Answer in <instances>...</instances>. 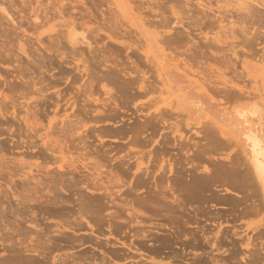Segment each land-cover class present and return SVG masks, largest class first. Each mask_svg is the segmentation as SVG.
Returning <instances> with one entry per match:
<instances>
[{"label": "rangeland", "instance_id": "rangeland-1", "mask_svg": "<svg viewBox=\"0 0 264 264\" xmlns=\"http://www.w3.org/2000/svg\"><path fill=\"white\" fill-rule=\"evenodd\" d=\"M61 1L0 0V9L4 7L6 9L5 11H7V13L9 12L8 14H11V16H9L13 19H8L7 16L0 12V228L3 229L0 231V234L5 235L6 237L8 236L7 240L12 236L14 242L11 241V239V244L17 241H20V244H22L21 242L25 241V244L28 248L30 246H35L33 244H36L38 239L41 240L43 237L47 239V236H45L46 234L49 235L52 239H50L52 244L49 242L50 240L48 239L50 237L48 236L49 238L47 239L46 243L39 246L36 245V247H38L36 248L38 255H33L31 253L33 257H30V261L32 258H35L36 260L32 259L33 261L35 260V262L31 261L30 264H40L42 261H46L47 264H50L51 261L55 262L53 261L55 259V263L59 264L57 263V257L63 259L67 255L70 257L68 260V257H66L67 264L69 260L70 262L72 261L69 264H74L75 262L78 264H93L92 262L96 260L95 257H97V259L99 258V261L96 260L94 264H99L97 262H100L103 258L104 261H101L103 264H136L137 262V264H198L202 262L204 263L205 261L207 264V261L213 256V260L217 259V257L220 255V251L217 254L214 248L211 247L210 249L209 244L214 242L212 238L209 239V244L206 243L205 240L200 241L199 238L198 240L200 243L198 241V246H196L193 250L190 248L183 249V241L189 237V235L186 233L187 231H194L201 235L203 239L206 236L208 237L207 233H209L208 231L212 228V226L210 227V222L213 218H216L215 212L223 213V210H226L228 207L227 205H225L226 207L219 205V208L215 210V208H213V206L216 205L215 203L214 205L213 203L203 204L200 207L201 211L199 213L193 211H186L185 213L183 212V208L178 207L165 210L163 211V214L167 215V217L172 221V223L169 225L171 228L170 232L156 231L155 229L154 231L153 227H151V223H155L157 221L139 217L138 222H141V224L136 226L142 229V233H140V228L138 230L134 222L132 223L129 220V216L125 212L126 210H124L126 208L122 210L119 207L114 206V204L109 200L103 199L99 204V210L96 215L97 220L99 221L98 227L100 231L98 230V227L94 226L92 229L89 228L91 231L95 230V233H92L94 231L91 232L85 223L83 225L85 226V229L82 226L83 228L81 230L83 233L78 230V232H76L73 227L74 225L76 226L79 224V221L77 220L79 218L75 216L79 217L80 214V209L77 211L76 208L79 207H76V205L79 203L83 204L86 200L87 203L88 199L92 197L91 194L82 189L85 184L84 182L87 181V171L84 170L82 165L79 163L75 164V166H77V171L66 166L63 171H59L57 168L62 163L65 164V162H61L60 160L57 161L56 158L55 161L54 157H57V155H53L50 152L45 151L46 149H44V146H42V143H40L41 141L37 138V136H35V132H39L41 134L42 127L47 128L49 125V133L51 136H53L52 138H56L60 142L63 141L62 144H64L66 147L64 151L66 157V153L70 151L71 158L78 157L79 161L87 158L88 160L90 159L92 163L99 165L101 167L100 171L104 176L108 178H114L117 176L123 185H125V188L122 189V192H128V196L123 194L121 198L123 200L126 198L125 203L128 204V207L136 208L137 201H143V203L148 204L153 200V197L157 198L160 195V192H158L160 189L158 184L161 181L160 178L162 176L167 180L169 179L166 177L170 176L173 178L172 180V178L169 177L170 185L175 183V181L178 182V189L175 190L177 191L176 195L178 193L180 200H183V196L179 190V184H182L183 186V180H189V177H191L190 175H192L191 173H193V168L197 170V174H204L202 176H205L208 173L212 177L214 176V171L218 167L219 163H221L219 165H226L228 161L235 163L236 159H242L240 132L243 125L241 124L242 118L238 117L237 113L245 112L244 116L249 121L250 127L257 128V126L260 124L262 126L264 125V39H262V37H264V24L256 25V22H254L255 25L252 22V24H248L250 23L249 21H246V24L245 22L238 23L239 19H237V17L241 16L240 12H244L242 11L243 9L240 11L239 9L244 7L249 8V6H240V3H243L244 0H229L231 3L228 2V0H220V2L218 0H211L210 2H208L209 0H189L190 2L188 3L190 4L187 3V0H169L170 2H168V0H132L134 6L131 0ZM163 1H165L164 4H160ZM183 1L187 4H184ZM250 1L248 2V0H245L243 5L252 4L251 6L254 8L255 3H264V0L261 2L259 0V2L253 0L255 3H253L252 0ZM173 3L176 6H173ZM195 3H198V8L194 6H197ZM237 3L240 7L237 6ZM199 4H201L202 7L205 6V8H202ZM131 5L133 7H131ZM135 5L138 6L136 7ZM169 7H173L174 9L170 8V10H174L176 14L174 11V14L170 12ZM207 8L209 11L206 10ZM259 8V6H255V9L253 10L257 9V11L254 12H262L261 14H264V9L262 7L260 9ZM201 9H205L206 13L204 12L205 10L201 12ZM258 9L260 11H258ZM230 10H233L232 13ZM162 12L165 14V16ZM203 13L206 14V16H208L207 18L210 19L208 20L206 17L202 18ZM161 15L163 20L167 21L169 24L165 21L163 22V20L160 18ZM184 15L187 17V20L189 16H191V18L192 16H195V19L192 18L189 19V21L197 20L196 22H200L197 26L198 30L195 27L198 23L194 21L193 23L192 21H190L191 23L188 22L186 18L183 17ZM143 16H145V18ZM180 16H182V20L180 19ZM229 16L230 18H228ZM164 17L166 18L164 19ZM176 18L180 19L179 22H182L178 23ZM184 18L186 23L183 21ZM200 18H202V23L199 20ZM219 19L220 21L222 20L223 23L219 22ZM223 19L225 21H223ZM214 20L218 22H214ZM231 21L234 22V24H232ZM70 22H76L73 28L76 27L77 30L76 28L74 30L71 27ZM172 23H177V25H173ZM79 24L82 27H80ZM181 24H184V26ZM60 25L70 26V28L65 26L60 27ZM69 29L71 30L70 36H74L70 37L73 46H69L68 38L65 37V35L68 37L66 31H69ZM85 31L87 33H85ZM82 32L85 33L83 34L86 36V38ZM89 32L92 34L89 35ZM252 33H254L253 36ZM56 34H60V36L57 35V37ZM255 34H257L256 37L254 36ZM82 35L85 40H92H86L89 42V45H87V42L81 41L82 39L80 38H82ZM259 36L261 37L259 38ZM159 38L163 40L160 41ZM167 40H169V42L165 44L164 42ZM62 42H64V44ZM162 43L164 45H162ZM74 50L75 53L77 51L78 53L75 54ZM68 53L69 56H67ZM77 54L79 55L75 56ZM70 56L71 59H68ZM66 57L68 58L66 59ZM73 57L75 58V62L72 59ZM172 57L173 59H171ZM83 67L86 68L84 70L86 73H84ZM112 74L114 75L113 77L116 81L113 83H111L113 78H110L112 77ZM115 74H117L116 76L120 80L123 79V81H120L118 78L117 80ZM125 74L129 76V82L131 83L133 81L135 82V85L131 83L133 84L131 86L130 83H126L128 82V76H124ZM138 76H141L140 79L143 78V80H139ZM198 78H202V80H199ZM140 81H144L143 83L146 85L145 88H149L151 85L150 91L152 89L154 91L148 92L147 89H144L147 90L145 93L143 90L139 91L138 85L141 83ZM147 81H149V83L151 81L149 87L147 86ZM123 82L126 83L125 86V83ZM208 82L211 83L209 84ZM121 83H123V86L125 87L124 89L122 88L123 86L120 88ZM127 84L131 87L127 86ZM113 85L115 87L118 85V88L121 92H118V88L116 89ZM212 85L215 86V89L212 87ZM102 87H104V89L106 88L105 90L111 89L113 93L117 92L114 94V97L112 96L113 98L111 99L113 100L109 99L108 96L103 94L104 91L102 90ZM127 88L129 90L130 88L133 89H131L130 92L124 93V91H126L125 89ZM135 89H138L137 91L139 92H137ZM225 89L230 90V93ZM208 90H212L211 93L213 95ZM135 91L141 94H139V96L138 94L134 96L136 93ZM158 91H160V93H158ZM112 92L110 95H113ZM146 92L148 93L146 94ZM130 93H132V95ZM235 94L237 97H235ZM241 94H243V97ZM239 97L241 99H239ZM247 97L248 99L246 100ZM152 101L155 106L151 103ZM141 105L144 106L142 107ZM145 105L148 106L146 107ZM138 107H142L141 110H145L146 108V110H142V112ZM162 108L166 109L164 112L160 110L163 113H161V117H159L158 120V115H156V112L158 114L159 109ZM72 111L75 112L73 116L77 115L76 117L78 122L80 121V124L84 126V128L80 130V132H83V134L62 136L59 132V128L62 127L61 119L66 120L65 117L69 116L73 118ZM135 111L137 116L134 113ZM25 112H28V119L33 116L29 120V122L32 120V122H30L32 123L31 127L33 126L35 128L34 131L32 127L33 132L29 129L30 125L25 126L23 122V118L26 116ZM153 112L156 116H153ZM248 112L249 114H247ZM56 113H58V115ZM150 113L152 114L151 116L153 119L150 118ZM134 115L137 118L134 117ZM139 115L142 117L145 115L146 117L149 116L147 118L152 119L154 123L150 124L151 127L147 129L146 133H141V135H137L136 133L138 136L136 137L133 135V132L130 131L135 126L141 124V121L146 118L143 117L142 119V117H139ZM34 116L36 119L35 122H39L36 124L37 127L33 125V123H35L33 121L35 120ZM70 117L68 120H76H74L76 117L73 119ZM138 117L141 121L136 120L139 119ZM154 117L157 118L154 119ZM132 118L135 119L133 120ZM129 119H131V121ZM56 120L58 122H56ZM132 120L136 125H133ZM257 120L259 122H257ZM55 122L56 124L53 126V123ZM149 122H151V120ZM213 122L215 125H213ZM39 124L40 126H38ZM216 125L219 126V130ZM129 126L132 129L129 128ZM208 128H210L215 135ZM221 128L224 130L225 134L228 133L230 138L229 136L227 137L221 135V133H223V131H220ZM205 132L210 134V136L213 138H211L209 135L207 137ZM117 133L120 135L112 136ZM211 133L214 136H212ZM161 135L168 137L165 138V140L168 139L165 145L168 146V144H171L173 147H170L169 145L168 148L170 149L165 147V149L169 151L165 150L166 153H158L159 155H157L155 153L158 151L156 149H159L158 145L163 144L161 143L163 142ZM219 138H221V140L223 139V142H220ZM214 140H217L216 143ZM220 143L222 145L224 144L225 146L220 145ZM178 148H180L182 151L178 150ZM42 150H44L46 154H44L45 152L41 153ZM66 150H68V152ZM236 155H239L240 157H237ZM128 156L134 157L132 161L135 159L140 160V158H142V162L150 167L149 174L147 177L143 178V182L139 188L135 187L137 180H135L132 176L134 167L131 169L132 166L129 168L123 166L122 171L117 169L120 166L119 163H124ZM229 156L232 157V160H229L231 158H229ZM88 160L86 163L91 162ZM13 162L15 163L12 164ZM168 162H172L171 164L176 166V171L174 170L175 174H172L174 177L168 173ZM15 166H18V168ZM160 166L164 167L165 174L162 171H158ZM44 169L46 170L43 171ZM11 170L16 172V175H11L13 174ZM46 171L48 175L45 173V176L42 174V172L44 173ZM49 171H52V173H49ZM189 171H191V173ZM7 173H9L12 177H9ZM59 173L61 174L62 179L59 177ZM158 173L163 175L161 176ZM29 176L35 179H31ZM84 176L85 180L83 181ZM45 177L48 180H46ZM58 177L60 178L59 181ZM37 181L41 182L37 183ZM79 183H81L82 186ZM177 184L175 185L176 187ZM42 189H44V193L42 192ZM31 193H33V195ZM23 194L25 195L24 198L22 197ZM207 194L210 195L211 192H208ZM42 195H46L48 198L44 197L42 200L41 198L38 199L40 202L39 203L37 198L40 196L43 198ZM169 195L170 194L167 195L168 198H170ZM216 195L219 197L223 196L224 193L219 192ZM232 196L233 195H231V197ZM25 197L27 198L26 200ZM226 197H230V195ZM31 200L34 203L30 202ZM116 201L117 203H120L121 200L118 199ZM24 202L28 204H25ZM39 205L41 206V209L42 207L45 208L41 210ZM77 212L79 213L78 215ZM224 213L226 214L227 211ZM259 213L260 214L247 217L239 222L229 221L231 217H228L229 214H226L227 222H223L222 227L227 228L228 231L232 232V227L237 226L241 227L242 232L246 229V225L253 227L259 221H264V209H261ZM49 214H51V216ZM87 216L90 217L89 214ZM25 217L26 219H24ZM31 217H34L33 220L36 219V224L40 225H38V229H42L41 233L44 234L42 238V234L40 235V232H38L40 230L35 229L33 225L29 224L30 222L28 221ZM195 219H197L198 225L190 227L189 225ZM72 220L77 221L72 224ZM83 222L80 223V225H82ZM66 223L71 224H67L66 228ZM59 224L66 228H61H64V234L63 232H57L59 230L56 229V232L59 235L62 234V237L57 235L54 229V226L59 227ZM146 224L149 225L148 228L147 226H144ZM68 225H73L71 230L68 229V227L70 228ZM18 226L19 229H17ZM95 227L97 229H95ZM9 228L11 230H8ZM48 228H53L55 234H50L51 232L48 231ZM26 229L30 230L27 231ZM44 229H47L49 233L44 231ZM72 229L77 234L74 233ZM149 229H152L153 231H151L153 233L148 234L147 232H151ZM263 230L261 232L262 234L264 233ZM35 231H37L38 233H36L40 236H37ZM145 231H147V234ZM239 231L240 230H238V232ZM25 232L27 235L28 232L29 234L34 232L35 234H32L36 235L38 238L35 236L33 238V235H30V237L29 235H26V238ZM157 232L158 234L160 232V234H156ZM163 232L164 234H169L170 237L165 238L166 235L164 236ZM248 232L249 231L242 233L241 236H245V234H247V237L255 238L253 243L256 247L255 250L250 248L252 250L251 252H254L255 254V252L260 251V249H264V237L256 240V236H254L252 232ZM14 233L15 235L18 233L17 236H24L25 238L16 237ZM2 235H0V240ZM143 235L144 237L151 236L154 239L157 237V239H155L156 241L153 239L151 240L152 242L150 241V243H148L146 240L149 241L150 238L148 237V239H143ZM5 236L3 237L4 239ZM158 236H161L162 238L164 236V241L166 240L164 242L165 245L162 242V238ZM28 237L30 240L33 239L31 241H34L36 238V242L34 241L32 244L33 246L30 244V242L27 243V240L29 239ZM53 237L55 239H53ZM138 238L143 240L140 241ZM45 239H42L39 242L43 243ZM69 239L75 243H72ZM7 240L5 239L6 243ZM87 240H89V243ZM10 241L8 242L7 246L3 244V247L5 248L6 246L8 248L9 245V248L12 249ZM159 241L160 244L157 243ZM229 241H232V239L229 238V240H227L228 243L226 241H223L224 244L222 243L224 247L222 248V251L226 250V252L229 254V257L226 256L227 253L224 251L223 253H225L227 259L224 254H221L222 256L218 257V261L215 260L217 264H221L219 262L223 263L224 260L230 264L233 260V264H235V262L238 264H243L244 262L245 264H250V261L248 260H251V257L249 256L251 254L247 253V250L244 247H239L236 244H229ZM201 242L202 244L206 243V245L203 244L200 246ZM82 243L84 244L83 246H81ZM122 243H125V247L121 245ZM141 243L143 245L142 247L145 245V249L139 247V244ZM161 243H163V245H161ZM20 244L17 242L18 247L12 244L15 246V248L12 249L14 250L13 254L15 256L16 253L18 255L22 253L20 256L26 258V260L23 261L24 258H20V263L22 264V262H25L27 264L29 260L27 256H30L31 254L27 252L23 253V248L20 249L19 247ZM45 244L48 247L51 246V249H48L49 253L52 251L51 254L47 253L46 249L48 247H46ZM24 245L21 247H24L25 249ZM129 245L133 248H130ZM230 245L234 246L230 247ZM261 246L262 248H260ZM1 247L2 246L0 245V261L2 260L1 257L5 258L3 262H5L7 259L6 257H8L7 260L11 259L13 261L14 258L11 254L12 252H10V256H8V250H12L7 248L3 249V247ZM16 247L20 250H17ZM98 247L100 248L98 249ZM34 248L35 247H33V249ZM40 248L43 249L41 251L39 250L41 253L38 252V249ZM237 249L240 251L243 249V251L239 252V254L237 253ZM209 250L210 252L212 251V254L209 252ZM233 250H235V253H233ZM3 251H7V253H3ZM42 251H46L45 253H47L48 256H51L52 258H49L48 256L46 258V254L45 258L48 260L43 258L44 253L42 255ZM229 251L231 254L237 253L238 255L235 257V255H231ZM262 251L255 255L262 254L257 256L258 258H261V256L264 255V250ZM245 252L247 255H249L247 256ZM102 253H105V256L102 255ZM111 253L113 254L111 255ZM241 253H243V256ZM65 254L66 256H64ZM83 254H85L87 257ZM207 254L211 255L212 257L208 256ZM192 255H194V257ZM197 255L198 257H196ZM245 255L247 256L246 258H244ZM53 256L57 257L55 258ZM89 256H94L91 259V262ZM204 256L206 257L204 258ZM74 257L75 259L76 257L79 259L77 258L76 260H71V258L74 259ZM207 258L208 260L204 261V259ZM229 258L232 259V261H230ZM49 259L52 260L50 261ZM63 260H65V258ZM210 260V263L208 262V264L215 263L213 260L211 263ZM259 260L260 261L258 264H260L261 261V264H264V258ZM66 261L64 262L66 263ZM52 262L51 264H55Z\"/></svg>", "mask_w": 264, "mask_h": 264}, {"label": "bare ground", "instance_id": "bare-ground-1", "mask_svg": "<svg viewBox=\"0 0 264 264\" xmlns=\"http://www.w3.org/2000/svg\"><path fill=\"white\" fill-rule=\"evenodd\" d=\"M57 1H59V0H57ZM61 1V0H60ZM129 1V0H128ZM132 1V0H131ZM147 1V0H146ZM158 1H162V0H158ZM184 1H186V0H184ZM183 1V2H184ZM211 0H209L208 2H210ZM216 1V0H215ZM214 1V2H215ZM219 2H220V0H218ZM224 1V0H223ZM222 1V2H223ZM226 1V0H225ZM239 1V0H238ZM245 1V0H244ZM244 1H243V3H244ZM250 0H248V2H249ZM253 1V0H252ZM254 1H258V0H254ZM253 1V3H255ZM260 2L262 1V0H259ZM258 1V2H259ZM62 2V1H61ZM108 2V1H107ZM151 2V1H150ZM164 2L165 1H163V2H161L160 4H164ZM167 2V1H166ZM168 2H170L169 0H168ZM172 2V1H171ZM188 2H190L189 0H187V3ZM228 2H230L229 0H228ZM247 2V3H248ZM251 2V1H250ZM109 3H111V2H109ZM109 3H108V5H109ZM127 3H129V2H127ZM139 3H140V1H139ZM186 2H184V4H187ZM226 3V2H225ZM231 3V2H230ZM240 3V2H239ZM243 3L241 2L240 3V6L242 5V7L243 6H249V8H247V7H244V8H241V9H239V4L237 5V6H239L238 7V9H239V11L240 10H242V11H244V12H240L241 13V16L239 15V14H237L238 16H240V17H237V19H239V22L238 23H240V22H245V24H246V21H249L250 23H248V24H254L255 25V23L254 22H256V25H259V24H261V25H263L264 24V14H261V13H257V12H254V11H257V9L256 10H253V9H255V6H259L260 8L262 7L263 9H264V3L263 2H261V3H255V6H254V8H252V4L251 5H243ZM252 3V2H251ZM3 4V3H2ZM130 4V3H129ZM132 4H133V6H134V3H133V1H132ZM135 4H136V2H135ZM174 4V3H173ZM172 4V5H173ZM188 4H190V3H188ZM195 4H197V6L196 5H194L195 7H199L198 6V3H195ZM218 4V3H217ZM140 5V4H139ZM142 5V4H141ZM155 5V4H154ZM171 5V6H172ZM199 5H201V4H199ZM216 5V4H215ZM132 5H131V7H133ZM136 6V5H135ZM138 6V5H137ZM136 6V7H137ZM173 6H176L175 4L173 5ZM136 7H135V9H136ZM188 7V6H187ZM201 7H202V5H201ZM207 7V6H206ZM211 7V6H210ZM4 8V7H3ZM0 9V12L2 13V14H4L5 16H7V18L8 19H10L11 17V14H8L7 13V11H5L6 9L4 8V9ZM108 8V7H107ZM151 8V7H150ZM160 8V7H159ZM165 8H167V7H165ZM170 8H173V7H169V10H170ZM202 8H205V6H203ZM257 8V7H256ZM259 8V9H260ZM134 9V10H135ZM138 9H140V8H138ZM174 9V8H173ZM237 9V10H238ZM258 9V11H260ZM202 11L201 12H203L205 9H201ZM206 10H208L209 11V9L207 8ZM206 10L204 11L205 13H206ZM235 10V9H234ZM113 11V10H112ZM137 11H141V10H137ZM173 11L174 10H170V12H172L173 13ZM207 11V12H208ZM211 11V10H210ZM229 11V10H228ZM231 11V10H230ZM233 11V10H232ZM232 11H231V13H232ZM135 12V11H134ZM175 12V11H174ZM189 12V11H188ZM223 12H225V11H223ZM236 12H238V11H236ZM235 12V13H236ZM111 13V12H110ZM109 13V14H110ZM144 13V12H143ZM163 13V12H162ZM229 13V12H228ZM242 13H243V15H242ZM257 13V14H256ZM264 13V12H263ZM60 14V13H59ZM164 14V13H163ZM170 15H172L171 13H169ZM174 14V13H173ZM175 14H176V12H175ZM208 14V13H207ZM256 14V15H255ZM10 15V16H9ZM61 15V14H60ZM158 15H160V14H158ZM179 15V14H178ZM225 15V14H224ZM235 15V14H234ZM111 16V15H110ZM147 16V15H146ZM164 16H165V14H164ZM188 16V15H187ZM202 16V15H201ZM144 18H145V16H143ZM142 17V18H143ZM148 17V16H147ZM179 17V16H178ZM181 17L182 16H180V19H181ZM183 17H185V15L183 16ZM198 17H199V15H198ZM207 18L208 16H206V14H204L203 13V17L202 18ZM215 17H219V16H215ZM225 17H227V16H225ZM224 17V18H225ZM235 17V16H234ZM4 18V17H3ZM37 18V17H36ZM149 18V17H148ZM160 18L163 20V17H162V15L160 16ZM166 17H164V19H165ZM186 18V20H187V17H185ZM185 18L183 19V21L186 23V20H185ZM192 18L193 19H195V16L193 17L192 16ZM191 18V16H189V18H188V22H190V21H192V23H193V21L194 22H196L197 20H190L189 21V19H192ZM202 18H200L199 20L201 21V23H202ZM221 18V17H220ZM228 18H230V16L228 17ZM233 18V17H232ZM241 18V19H240ZM70 19H71V17H70ZM147 19V18H146ZM154 19H155V17H154ZM160 19V20H161ZM177 20H178V23H181L182 21H180L179 22V20L180 19H178V18H176ZM175 19V20H176ZM208 20L210 19V18H207ZM215 19V18H214ZM11 20H13L12 18H11ZM10 20V21H11ZM35 20H37V19H35ZM182 20V19H181ZM205 20V19H204ZM203 20V21H204ZM218 20V19H217ZM240 20H242V21H240ZM243 20H245V21H243ZM64 21V20H63ZM67 21V20H66ZM65 21V22H66ZM165 20H163V22H164ZM213 21V20H212ZM223 21H225L224 19H223ZM237 21V20H236ZM74 22V21H73ZM71 23V27L73 28L74 27V24L76 23ZM143 22V21H142ZM165 22H167V21H165ZM173 22V21H172ZM183 22V23H184ZM214 22H218V21H216V20H214ZM219 22H222V20L220 21V19H219ZM252 22V23H251ZM1 23V22H0ZM15 23V22H14ZM69 23V24H70ZM168 23V22H167ZM191 23V22H190ZM196 23H198V22H196ZM200 23V22H199ZM199 23L195 26L196 28H197V30H198V25H199ZM223 23V22H222ZM231 23L232 24H234V22H232L231 21ZM236 23V22H235ZM258 23V24H257ZM68 24V25H69ZM166 24V23H165ZM169 24V23H168ZM173 24V23H172ZM195 24V23H194ZM243 24V23H242ZM81 25H83V24H81ZM145 25V24H144ZM171 25V24H170ZM173 25H177V23L176 24H173ZM182 25V24H181ZM231 25V24H230ZM59 26V25H58ZM62 26H65V25H60V27H62ZM79 26H80V24H79ZM182 26H184V24L182 25ZM245 26V25H244ZM1 27V26H0ZM34 27V26H33ZM37 27V26H36ZM65 27H67V28H70V26H65ZM80 27H82V26H80ZM168 27V26H167ZM252 27V26H251ZM35 28V27H34ZM76 28V27H75ZM75 28H73L74 30H75ZM36 29V28H35ZM3 30V29H2ZM76 30H77V28H76ZM79 30H80V28H79ZM78 30V31H79ZM175 30V29H174ZM243 30V29H242ZM59 31V30H58ZM62 31V30H61ZM68 31V30H67ZM67 31H66V34L68 35V37L65 35V37L66 38H68V44H69V46L71 45V46H73V43H72V40H71V38L70 37H72V36H70L71 35V30L69 29V31H68V33H67ZM82 31H84V30H82ZM93 31V30H92ZM256 31V30H255ZM76 32V31H75ZM95 32H96V30H95ZM84 32H82V34H83ZM85 33H87L86 31H85ZM84 33V34H85ZM90 33V32H89ZM63 34V33H62ZM83 34V35H84ZM92 33H90L89 35H91ZM161 34V33H160ZM253 34L254 33H252V36H253ZM60 36V34H56V36ZM77 35V34H76ZM83 35H82V38H80V39H82L81 41L83 42H87L88 44L87 45H89V40L88 39H86V40H88V41H86L85 40V38H86V36L84 35V37H83ZM256 35L257 34H255L254 36L256 37ZM57 36V37H58ZM88 36V35H87ZM74 37V36H73ZM89 37V36H88ZM162 37V36H161ZM165 37V36H164ZM261 36H259V38H260ZM65 38V39H66ZM163 38V37H162ZM165 38H167V37H165ZM165 38H164V40H165ZM60 39V38H59ZM94 39V38H93ZM256 39V38H255ZM262 39H264V37H262ZM55 40V39H54ZM158 40V39H157ZM159 40L161 41V40H163V39H160L159 38ZM158 40V41H159ZM170 40V39H169ZM169 40H167V41H165L164 43L166 44L167 42H169ZM249 40H251V39H249ZM61 41H62V39H61ZM80 41V40H79ZM90 41H92V40H90ZM264 41V40H263ZM163 42V41H162ZM249 42V41H248ZM63 44H64V42H62ZM66 43V42H65ZM253 43V42H252ZM86 44V43H85ZM90 44H92V43H90ZM169 44V43H168ZM254 44V43H253ZM83 45H84V43H83ZM160 45V44H159ZM162 45H164L163 43H162ZM168 46V45H167ZM264 46V45H263ZM163 47V46H162ZM73 49H74V47H73ZM94 49V48H93ZM64 50V49H63ZM76 50V49H75ZM75 50H74V53H75ZM91 51V50H90ZM67 52V51H66ZM65 52V53H66ZM71 52H72V50H71ZM93 52V51H92ZM76 53H78V51L76 52ZM75 53V54H76ZM80 53V52H79ZM64 54V53H63ZM71 54V53H70ZM65 55V54H64ZM67 55V54H66ZM72 55V54H71ZM79 54H77V55H75V56H78ZM62 56V55H61ZM67 56H69V53H68V55ZM177 56H179V55H177ZM81 57V56H80ZM68 57H66V59H67ZM169 58V57H168ZM68 59H71V56L68 58ZM73 59V61H74V57L72 58ZM77 59V58H76ZM171 59H173V57L171 58ZM72 61V60H71ZM75 62V61H74ZM260 62H261V58H260ZM263 62V61H262ZM69 63H71V62H69ZM76 63H77V61H76ZM185 63H187V62H185ZM72 64H73V62H72ZM180 64V63H179ZM74 65V64H73ZM154 65V64H153ZM186 65H188V64H186ZM80 66V65H79ZM85 66V65H84ZM155 66V65H154ZM180 66H181V64H180ZM75 68H76V66H75ZM77 68H80V67H77ZM179 68V67H178ZM191 68V67H190ZM86 68L85 67H83V71L85 70ZM77 70V69H76ZM81 70V69H80ZM84 73H86L85 71H84ZM187 73H189V72H187ZM190 74V73H189ZM117 74H115V76H116ZM174 75H177V74H174ZM221 75V74H220ZM84 76V75H83ZM111 76V75H110ZM109 76V77H110ZM114 75L112 74V77H110L112 80V82L111 83H113L115 80V78L113 77ZM124 76H128L127 74H125ZM139 77V80H143V78H141L140 79V77L141 76H138ZM118 77L116 76V79H117ZM221 78V77H220ZM119 79V78H118ZM117 79V80H118ZM149 79V78H148ZM199 79V78H198ZM120 80V79H119ZM122 81H123V79H121ZM120 80V81H121ZM127 80V79H126ZM129 76H128V82H126L125 81V79H124V81L126 82V83H130L129 82ZM135 80V79H134ZM199 80H202V78L201 79H199ZM210 80V79H209ZM120 81H119V83H120ZM159 81V80H158ZM116 82V81H115ZM125 82H123V83H125ZM141 83L138 85L139 87V91L140 90H143L144 91V93H145V91H147L148 90V92L150 91V88H151V85H150V87H149V84L151 83V81H150V83H149V81H147L148 82V87L149 88H145L146 87V85H145V83H143L144 81H140ZM147 82H146V84H147ZM154 82V81H153ZM203 82V81H202ZM205 82H206V79H205ZM123 83H121V86H120V88L123 86ZM126 83L124 84V86L126 85ZM131 83H135V82H131ZM130 83V84H131ZM155 83V82H154ZM209 83V82H208ZM207 83V84H208ZM211 83V82H210ZM209 83V84H210ZM223 83V82H222ZM227 83V82H226ZM133 84H131V86L133 85ZM145 86H144V85ZM156 84V83H155ZM202 84V83H201ZM208 84V85H209ZM220 84V83H219ZM224 84V83H223ZM234 84V83H233ZM115 85V84H114ZM113 85V86H114ZM119 85V84H118ZM118 85H116L117 87H115L116 89L118 88ZM135 85V84H134ZM157 85V84H156ZM122 87L123 89L125 88V87ZM127 86H129V87H131L130 85H128L127 84ZM126 86V87H127ZM144 86V87H143ZM210 86V85H209ZM223 86V85H222ZM128 87V88H129ZM136 87V86H135ZM156 87V86H155ZM204 87H205V85H204ZM206 87H207V85H206ZM211 87V86H210ZM212 87L214 88L215 86H213L212 85ZM231 87V86H230ZM233 87V86H232ZM127 88V89H128ZM137 88V87H136ZM106 89V88H105ZM104 89V87H102V90L104 91V95L105 96H108V98L109 99H111V98H113L114 97V94H116V93H113L112 92V90L111 89H109V90H105ZM125 89L126 91H124V93L126 92H130V90L131 89H133V88H130V90L128 89ZM144 89H147V90H144ZM158 89V88H157ZM156 89V90H157ZM215 89V88H214ZM214 89H212V90H214ZM117 90H119V88L117 89ZM136 90V89H135ZM138 90V89H137ZM136 90V91H137ZM210 90V89H209ZM208 90V91H209ZM212 90L211 91H209L210 93L212 92ZM226 90V89H225ZM228 90V89H227ZM226 90V91H227ZM239 90V89H238ZM241 90V89H240ZM112 92V94L113 95H110V93ZM135 91V92H136ZM139 91H137V92H139ZM152 91H154L153 89L150 91V92H152ZM164 91V90H163ZM207 91V90H206ZM216 91V90H215ZM229 91V93H230V90H228ZM39 92H41V91H39ZM118 92H121L120 90L118 91ZM133 92V91H132ZM135 93L134 94V96L136 95V94H138V96H139V94H141V93ZM148 92H146V94L148 93ZM232 92H233V90H232ZM235 92V91H234ZM242 92H244V91H242ZM158 93H160V91H158ZM162 93V92H161ZM217 93V92H216ZM227 93V92H226ZM236 93V92H235ZM238 93H239V91H238ZM40 94V93H39ZM122 94H123V92H122ZM131 95H132V93H130ZM212 94V93H211ZM215 94V93H214ZM220 94V93H219ZM232 94V93H231ZM231 94H229V95H231ZM127 95V94H126ZM143 95H145V94H143ZM213 95V94H212ZM234 95V94H233ZM236 95V94H235ZM242 95V97H243V94H241ZM240 95V96H241ZM246 95V94H245ZM250 95V94H249ZM111 96V97H110ZM113 96V97H112ZM221 96V95H220ZM227 96H228V94H227ZM178 97V96H177ZM232 97V96H231ZM231 97H229V98H231ZM235 97H237V95L235 96ZM249 97V96H248ZM248 97L246 98V100L248 99ZM90 98V97H89ZM227 98V97H226ZM254 98V97H253ZM88 99V98H87ZM228 99V98H227ZM236 99V98H235ZM234 99V100H235ZM238 99V98H237ZM239 99H241L240 97H239ZM243 99V98H242ZM251 99V98H250ZM111 100H113V99H111ZM157 100V99H156ZM155 100V101H156ZM231 100V99H230ZM241 101V100H240ZM95 102V101H94ZM93 103V102H92ZM152 104H153V101L151 102ZM158 103V102H157ZM59 104V103H58ZM70 105V104H69ZM68 105V106H69ZM149 105H151V104H149ZM154 106H155V104H153ZM173 105H174V103H173ZM4 106V105H3ZM142 107L144 106V105H141ZM146 106V105H145ZM148 106V105H147ZM146 106V107H147ZM175 106V105H174ZM24 107V106H23ZM74 107V106H73ZM141 107V108H142ZM172 107V106H171ZM25 108V107H24ZM29 108V107H28ZM139 108V107H138ZM138 108H136V109H138ZM141 108H139L140 109V111H142L141 110ZM145 108V107H144ZM149 108V107H148ZM160 108V107H159ZM173 108V107H172ZM171 108V109H172ZM257 108V107H256ZM30 109V108H29ZM135 109V110H136ZM163 109V108H162ZM162 109H159V112H158V114H157V112H156V115H158L157 117H158V120H159V117H161L160 115H161V113H163L164 111H165V109L166 108H164L163 110ZM67 110V109H66ZM145 110H146V108H145ZM145 110H143V111H145ZM163 111V112H161V111ZM172 110H174V109H172ZM26 111V110H25ZM64 111V110H63ZM142 111V112H143ZM155 111H156V109H155ZM139 112V111H138ZM141 112V113H142ZM66 113H67V111H66ZM72 116L75 114V112H73L72 111ZM135 113V115H136V111L134 112ZM140 113V114H141ZM154 113V112H153ZM244 113L245 112H243V113H237V115H238V117H240V118H242V120H241V124L243 125L242 126V129H241V132H240V142H241V147H242V150H241V153H242V159L240 158V160H241V162H240V160H239V158H238V160L236 159H234L235 160V163H232V162H229L228 160V163L225 165V164H222V165H219V164H221V163H219L218 164V167L215 169V171H214V176H210V174H206L205 176H202V175H204V174H197L198 172H197V170L195 169V168H193L192 170V172L193 173H191V171H189L192 175H190L191 177H189V180H183V186H182V184L180 185L179 184V186H180V193L182 194V196H183V200H180V198H179V195H178V193H177V195H176V192L177 191H175L176 189H178V182L177 181H175V183L177 184V187L175 186L176 184L175 183H173V184H171L172 186H174V187H172L170 184H169V180H170V178H172V177H170L169 175V177H166V178H168L169 180H167V179H165V178H163V174L161 175V174H159V175H161L162 177L160 178L161 179V181L159 182V184H158V186H159V191L158 192H160V195L157 197V198H154L153 197V200L151 201V202H149L148 204H146V203H143V201H137V204H136V208H134V207H128V204H126L125 202H126V198H124V200L123 199H121L122 198V195L123 194H125L126 196H128V192H125V191H123L122 192V189L123 188H125V185H123V183L120 181V179L117 177V176H115L114 178H108V177H106V176H104L103 174H102V172L100 171L101 170V167L99 166V165H97L96 163H92V161L89 159H87V158H85V159H83V160H81V161H79V159H78V157L77 158H71V154H70V151L68 152V150H66L68 153H66L67 154V157L69 156L70 157V159H69V157H68V159H67V157L65 156V149H66V147H65V145L64 144H62V142H60V141H58L56 138L54 139V138H52L53 136H51L50 135V133H49V129H50V126L48 125V127L46 128V127H42V129H41V131H42V133L40 134L39 132H35V136H37V138L41 141L40 143H42V146H44V149H46L45 151H47V152H50L51 154H53V155H57V157H54V160H55V158H56V160L58 161V160H60L61 162L63 161V162H65V164L64 163H62L61 165H59V167L57 168L59 171H63V169L64 168H66V167H69V168H73L75 171H77L76 169H77V166H75V164L76 163H79V164H81L82 165V168L84 169V170H86L87 171V175L86 176H88L87 178H86V182H84L85 184H84V187L82 188V189H84V191H87L89 194H91L92 195V197L91 198H89L88 199V202L86 203V201H84V200H82V201H84V203L83 204H78V205H76V207H79V208H76L77 209V211L80 209V214L77 212V215L79 214V217L78 216H75V217H77V218H79V219H77L78 221H79V224H77L76 226L74 225V227H73V225L71 226V225H68V226H70V228L68 227V229L69 230H71V227H73V229L76 231V232H78V231H81L82 230V228L84 227V229H85V226H83L85 223H86V226H87V228L89 229H92V228H94V226H96V227H98L99 226V221L97 220V212H98V210H99V204H100V202L103 200V199H106V200H109L111 203H113L114 204V206H117V207H119L120 209H124V208H126V209H124V210H126L125 212L127 213V215L129 216V220L133 223L134 222V224H135V226L136 225H140L141 224V222H138V219H139V217L140 218H148V219H150V220H153V221H157V222H153V223H151L152 225H151V227H153V230L155 229L156 231L158 230V231H164V232H170L171 231V228H170V224L172 223V221L167 217V215H165V214H163V211H165V210H170L171 208H173V207H178V208H183V212H185L186 213V211H193V212H196V213H199L200 211H201V209H200V207H201V205H203V204H208V203H213V205H214V203L216 204V205H214L213 206V208H215V210L216 209H218L219 208V205H222V206H225V205H227L228 207L226 208V210L224 209L223 211L225 212V211H227V213L226 214H229L228 215V217H231L230 219H229V221H233V222H239V221H241V220H243V219H245V218H247V217H250V216H254V215H258V214H260L259 213V211L261 210V209H264V125L262 126L261 124L259 125V126H257V128H253V127H250V125H249V121L247 120V118L244 116ZM25 114H26V116L23 118V122H24V124H25V126L26 125H30V127H29V129H30V131H32V127H31V124L32 123H30V122H32V120L29 122V120L33 117H30V119H28L27 118V115H28V112H25ZM24 114V115H25ZM57 115H58V113H56ZM138 114V113H137ZM247 114H249V112L247 113ZM2 115V114H1ZM23 115V116H24ZM36 115V114H35ZM70 115V114H69ZM68 115V116H69ZM134 115V117H136ZM147 115V114H146ZM146 115L145 116H143V117H146ZM152 114L150 113V118H152V116H151ZM155 115V113H154V115L153 116H156ZM22 116V117H23ZM77 116V115H76ZM76 116H73V118L74 117H76ZM141 115H139V117H140ZM29 117V116H28ZM54 117V116H53ZM70 117V116H69ZM69 117H65V119L66 120H62L61 119V123H62V127H60L59 129L61 130H59V132L61 133V135L62 136H67V135H69V136H74V135H77V134H80V135H82L83 134V132H80V130L81 129H83L84 128V126L83 125H81L80 124V121L78 122V120H77V117L76 118H74V120L75 121H73V120H68L69 119ZM138 117V118H139ZM142 117V116H141ZM143 117H142V119H143ZM147 117H149V116H147ZM145 118V119H143L142 121L140 120V118L139 119H136V120H140L141 121V124H139V125H137V126H135L133 129L129 126V128H131L129 131L130 132H133V135L134 136H136V137H138L137 135L138 134H140L141 135V133L143 134V133H146L147 132V129L149 128V127H151V125L150 124H152V123H154L153 121H152V119H149V118ZM156 117V118H157ZM51 118V117H50ZM60 118H62V117H60ZM71 118V117H70ZM73 118H71V119H73ZM137 118V117H136ZM155 117H154V119H156ZM34 119H35V116H34ZM79 119V118H78ZM133 119V118H132ZM135 119V118H134ZM133 119V120H134ZM130 121H131V119H129ZM133 120H132V122H133ZM148 120V121H147ZM151 120V122H149ZM34 122L36 121V119L35 120H33ZM77 121V122H76ZM157 121V120H156ZM252 121V120H251ZM49 122H51V121H49ZM49 122H48V124H49ZM56 122H58L57 120H56ZM56 122L55 123H53V126H54V124H56ZM131 122V123H132ZM257 122H259L258 120H257ZM37 123H39L38 121L37 122H35V123H33V125L35 126V127H37ZM42 123V122H41ZM156 123V122H155ZM209 123V122H208ZM51 124V123H50ZM124 124V123H123ZM210 124H211V121H210ZM263 124V123H262ZM42 125V124H41ZM52 125V124H51ZM133 125H136L134 122H133ZM213 125H215L214 124V122H213ZM212 125V126H213ZM38 126H40V124L38 125ZM45 126V125H44ZM47 126V125H46ZM211 126V127H212ZM217 127H218V130H219V126L218 125H216ZM215 126V127H216ZM125 127V126H124ZM210 127V126H209ZM214 127V126H213ZM256 127V126H255ZM201 128V127H200ZM35 128L33 127V130H34ZM38 129V128H37ZM52 129V128H51ZM207 129V128H206ZM209 130H211L210 128H208ZM214 129V128H213ZM116 130V129H115ZM142 130V131H141ZM216 130V129H215ZM35 131V130H34ZM40 131V130H39ZM204 131V130H203ZM220 131H223V133H221V135H223V136H229L228 135V133L227 134H225L224 133V130L221 128V130ZM33 132V131H32ZM118 132V131H117ZM121 132V131H120ZM207 132V131H206ZM205 132V135L207 134V137H208V135L210 136V134H208V133H206ZM211 132H212V130H211ZM219 132V131H218ZM112 133V132H111ZM136 133H137V135H136ZM213 134H214V132H212ZM211 133V135L212 136H214L213 134ZM216 133V132H215ZM34 135V134H33ZM118 135H120L119 133H117V134H115V135H112V136H118ZM164 135V134H163ZM162 136V135H161ZM204 136V135H203ZM60 137V136H59ZM204 137H206V136H204ZM203 137V138H204ZM211 137V136H210ZM163 138V142H161V143H163V144H159L158 146H159V149H156V150H158L157 151V153H155V154H157V155H159L158 153H162V154H164V152L166 153V151H169V150H167V149H170V148H168L169 147V145H170V147L172 146L173 147V145H171V144H168V146H166L165 144L167 143V140L168 139H166L165 140V138H168V137H165V136H162L161 137V139ZM211 138H213V137H211ZM229 138H230V136H229ZM228 138V139H229ZM138 139V138H137ZM208 139V138H207ZM210 139V138H209ZM215 139V138H214ZM228 139H226V140H228ZM232 139V138H231ZM211 140V139H210ZM223 140V139H222ZM221 140V138H219V141L220 142H223ZM215 141V140H214ZM217 141V140H216ZM216 141H215V143H216ZM224 142H225V138H224ZM227 142V141H226ZM159 143H160V141H159ZM168 143H169V141H168ZM211 143V142H210ZM214 143V144H215ZM227 144V143H226ZM213 145V144H212ZM220 145H222L221 143H220ZM224 145V144H223ZM222 145V146H223ZM228 145V144H227ZM41 146V145H40ZM176 146V145H175ZM225 146V145H224ZM165 147H167V149H165ZM178 147V146H177ZM232 147V146H231ZM220 148V147H219ZM223 148V147H222ZM225 148V147H224ZM230 149V148H229ZM155 150V151H156ZM166 150V151H165ZM176 150H177V148H176ZM178 150H181L180 148H178ZM222 150H224V149H222ZM44 150H42V152L41 153H43V152H45ZM182 151V150H181ZM237 151V150H236ZM180 152V151H179ZM169 153V152H168ZM44 154H46V152L44 153ZM69 154V155H68ZM238 154V153H237ZM166 155V154H165ZM239 155H240V153H239ZM238 155V156H239ZM163 156V155H162ZM237 156V155H236ZM237 156V157H238ZM241 156V155H240ZM239 156V157H240ZM49 157V156H48ZM51 157V156H50ZM84 157V156H83ZM231 156H229V158H230ZM137 158V157H136ZM235 158V157H234ZM16 159V158H15ZM76 159V160H75ZM134 159V157H131V156H128L127 158H126V161L124 162V163H119V168H117V169H119L120 171H122V167L123 166H126L127 168H129V167H131V169L134 167V171H133V178L135 179V180H137L136 181V185H135V187L136 188H139L140 186H141V184H142V182H143V178L144 177H147V175L149 174V170H150V167H148L147 165H145V163H143L142 162V158H140V160H137V159H135L134 161H132ZM154 159V158H153ZM55 160V161H56ZM91 161L90 163H86V161ZM170 160H172V159H170ZM229 160H232V157L229 159ZM21 161V160H20ZM19 161V162H20ZM174 161V160H173ZM237 161V162H236ZM239 161V162H238ZM2 162H4V161H2ZM9 162V161H8ZM175 162V161H174ZM173 162V163H174ZM15 162H13L12 164H14ZM21 163V162H20ZM172 163V162H171ZM170 162H168V173L169 174H175L174 173V170L176 169L175 167V165L173 166V164H171ZM6 164V163H5ZM160 164V163H159ZM159 164H157V165H159ZM175 164V163H174ZM18 165V164H17ZM157 165H156V167H157ZM228 165V166H227ZM66 166V167H65ZM5 167V166H4ZM10 167V166H9ZM15 167H17L18 168V166H15ZM174 167V168H173ZM14 168V167H13ZM9 169H11V168H9ZM15 169V168H14ZM189 169V168H188ZM46 169H44L43 171H45ZM167 170V169H166ZM191 170V169H190ZM15 171V170H14ZM58 171V172H59ZM158 171H162L163 173L165 172L164 171V167H162V166H160L159 168H158ZM176 171V170H175ZM185 171V170H184ZM183 171V172H184ZM186 171H187V169H186ZM186 171H185V173H186ZM11 172L13 173V174H11V175H16L15 173L16 172H13L12 170H11ZM18 173V172H17ZM40 173V172H39ZM45 173L48 175V173H47V171L46 172H42V174H44L45 175ZM49 173H52V171H49ZM80 173V172H79ZM190 173H188V174H190ZM8 175H9V177L11 176L9 173H7ZM6 174V175H7ZM165 174V173H164ZM184 174V173H183ZM18 175V174H17ZM63 175V174H62ZM24 176V175H23ZM36 176V175H35ZM46 176V175H45ZM173 177H174V175H172ZM176 176V175H175ZM184 176V175H183ZM12 177V176H11ZM30 177V176H29ZM48 177V176H47ZM53 177V176H52ZM59 177H61V179H62V176H61V174L59 173ZM58 177V178H59ZM83 177V176H82ZM188 177V176H187ZM31 179L33 178V177H30ZM46 178V177H45ZM51 178V177H50ZM176 178V177H175ZM9 179V178H8ZM26 179V178H25ZM35 178H33V180H34ZM48 179H49V177H48ZM47 178H46V180H48ZM54 179V178H53ZM37 180V179H36ZM41 180V179H40ZM60 180V178L58 179V181ZM85 180V176H84V179H83V181ZM172 180H173V178H172ZM19 181V180H18ZM62 181V180H61ZM41 182V181H40ZM40 182H38L37 181V183H40ZM53 182H55V181H53ZM173 182V181H172ZM26 183H27V181H26ZM36 183V184H37ZM48 183V182H47ZM51 183V182H50ZM58 183V182H57ZM81 183H83V182H81ZM81 183H79V184H81ZM171 183V182H170ZM35 184V183H34ZM78 184V185H79ZM10 185V184H9ZM26 185V184H25ZM40 185V184H39ZM55 185V184H54ZM58 185H59V183H58ZM57 185V186H58ZM32 186V185H31ZM41 186H42V183H41ZM56 186V185H55ZM54 186V187H55ZM81 186H82V184H81ZM11 187V186H10ZM10 187H9V189H10ZM53 187V186H52ZM43 188V187H42ZM46 188V187H45ZM44 188V189H45ZM8 189V188H7ZM21 189H23V188H21ZM35 189H36V187H35ZM40 189V188H39ZM44 189H42V192H43V190ZM47 189L49 190V188L47 187ZM33 190V189H32ZM179 190H178V192H179ZM16 191H17V189H16ZM19 191V190H18ZM20 191H22V190H20ZM30 191V190H29ZM34 191V190H33ZM36 191V190H35ZM40 191V190H39ZM26 192V191H25ZM32 192V191H31ZM47 192V191H46ZM45 192V193H46ZM208 192H211V194L209 195V194H207ZM219 192H223L224 193V195L223 196H217L216 194L217 193H219ZM44 193V192H43ZM43 193H41V194H43ZM48 193V192H47ZM47 193H46V195H47ZM179 193V194H180ZM2 194V193H1ZM13 194V193H12ZM28 194V193H27ZM32 195H33V193H31ZM30 194V195H31ZM36 194H37V192H36ZM38 194H40V193H38ZM168 194H170L169 196H170V198H168ZM5 195V194H4ZM29 195V194H28ZM44 195V194H43ZM42 195V196H43ZM43 196V198L40 196L39 198H37V201H38V199H40L41 198V200L42 199H44V197H47L48 198V196ZM165 195H166V197H165ZM230 195V197H231V195H233L231 198L230 197H226V196H229ZM18 196H19V194H18ZM24 194H23V198H24ZM181 196V197H182ZM37 197V196H36ZM35 197V198H36ZM222 197V198H221ZM7 198V197H6ZM5 198V199H6ZM14 198H15V196H14ZM16 198H19V197H16ZM21 198V197H20ZM28 198H30V197H28ZM34 198V199H35ZM8 199V198H7ZM27 198L25 197V200H26ZM46 199V198H45ZM118 199H120L121 201H120V203H117V201L116 200H118ZM22 200V199H21ZM30 200V199H29ZM33 200V199H32ZM30 201V202H32V203H34L33 201ZM24 201V200H23ZM22 201V202H23ZM45 201V200H44ZM19 202V201H18ZM39 202V201H38ZM46 202V201H45ZM44 202V203H45ZM50 202V201H49ZM80 202H81V200H80ZM25 204H28V203H26V202H24ZM37 203V202H36ZM35 203V204H36ZM40 203V202H39ZM43 203V204H44ZM47 203V202H46ZM19 204H21V203H19ZM38 204V203H37ZM18 205V204H17ZM54 205V204H53ZM27 206V205H26ZM43 206V205H42ZM226 207V206H225ZM224 207V208H225ZM23 208H24V206H23ZM28 208V207H27ZM39 208L41 209V206L39 205ZM39 208H38V210H39ZM43 208H45V207H42V209ZM41 209V210H42ZM223 209V208H222ZM27 210V209H26ZM2 211H4V210H2ZM20 211V210H19ZM132 213H131V212ZM28 212V211H27ZM219 213V212H215V216H216V218L214 219L213 217V219H212V221L210 222V227L212 226V228L208 231L209 233H207V230H206V233L208 234V237L206 236L204 239H203V237L201 236V235H199L198 233H196V232H194V231H187L186 233L189 235V237L187 238V239H185L184 241H183V249H187V248H190L191 250H193V249H195V247L196 246H198V239L200 238V241H203V240H205L206 241V243H208L209 242V239L210 238H212V240H214V242L212 241V240H210V241H212L213 243H211V244H209V246H210V249H211V247L212 248H214L215 249V251L217 252V254L219 253V251H220V255L218 256V257H221L222 255L221 254H224V256H225V253H223L224 251L226 252V250H224V251H222V248H224L223 247V245H222V243H223V241H226L227 242V240H229V238L230 239H232V241H229V244L231 243V244H236V245H238L239 247H244L247 251V253H249V254H251V255H249L250 257H251V260L249 259H247L248 261H250L249 263L250 264H258L259 263V259H261L262 260V258H264V255L263 256H261V258H258L257 256L259 255H255V254H257L258 252L260 253L262 250H264V249H260V251H258L257 249V251L258 252H255V254H254V252L252 253L251 251L254 249L255 250V244L253 243L254 241H255V238L254 237H247V234H245V236L243 235V236H241V234L242 233H245L246 231H249V232H252L253 234H254V236H256V240L257 239H261V237H264V233L262 234L261 232H262V230L264 229V221H259L257 224H255V226H253V227H251V226H248V225H246V229L244 230V231H242L241 232V227H235V226H233L232 227V232L231 231H228L227 230V228H224V227H222V224H223V222H227V220H226V214L225 213ZM14 213V212H13ZM30 213V212H29ZM45 213H48V212H45ZM90 215V217H88L87 215ZM137 216H136V215ZM32 215H34V214H32ZM50 216H51V214H49ZM86 215L88 218H89V220H88V218L86 217H84V216ZM15 217H17V216H15ZM74 217V216H73ZM154 217V218H153ZM18 218V217H17ZM16 218V219H17ZM33 218L34 217H31L30 219H29V221L28 222H30L29 224L30 225H33L34 227H35V229H38L39 228V226L36 224L37 222H35L36 221V219H34L33 220ZM23 219V218H22ZM24 219H26V217L24 218ZM75 219V218H74ZM76 220V221H77ZM84 222H83V221ZM1 221H2V219H1ZM16 221V220H15ZM38 221V220H37ZM75 220H72V224H74V222H76ZM80 221H82L83 222V224L82 225H80V223H82V222H80ZM208 222V221H207ZM78 223V222H77ZM149 223H150V221H149ZM148 223V224H149ZM67 224H71V223H66V228H67ZM131 224V223H130ZM209 224V223H208ZM13 225V224H12ZM18 225V224H17ZM63 225V224H62ZM194 225H198V221H197V219H195V220H193L192 221V223L189 225L190 227H193ZM61 224H59V227L58 226H54V229H55V232L57 231L56 229H58L59 231H57V232H59V233H62L64 230V226H65V223H64V226H61ZM83 226V227H82ZM134 226V227H135ZM144 226H147V228L149 227V225H144ZM31 227V226H30ZM55 227H57V228H55ZM62 227H64L63 229H61ZM95 227V229H97ZM137 227V229L139 230V228L140 227H138V226H136ZM135 227V228H136ZM4 228V227H3ZM7 228V227H6ZM15 228V227H14ZM45 228V227H44ZM50 228H51V226H50ZM61 230H60V229ZM65 228V229H66ZM134 228V229H135ZM5 229V228H4ZM12 229H13V227H12ZM17 229H19V226H18V228ZM22 229V228H21ZM32 229V228H31ZM49 229V228H48ZM53 228L52 229H49L48 231L49 232H51L50 234H55V232L53 231L54 230ZM72 229V231H74ZM89 229V230H90ZM118 229V228H117ZM116 229V230H117ZM136 229V230H137ZM1 230H3L2 228H0V231ZM8 230H11L10 228L8 229ZM27 230V229H26ZM30 229H28L27 231H29ZM38 230H40V231H38V232H40L39 234L41 235V238L44 236V234L43 233H41V230L42 229H38ZM52 230V231H51ZM78 230V231H77ZM98 230H99V227H98ZM136 230H135V232H136ZM142 229L140 228V231H141ZM150 231L152 230V229H149ZM152 230V231H153ZM154 230V231H155ZM238 230H240L239 232H238ZM26 231V232H27ZM32 231V230H31ZM44 231H46V232H48L47 231V229H44ZM74 231V233H76ZM91 231V230H90ZM92 231H94V232H92ZM91 232L92 233H95V230H92ZM100 231V230H99ZM140 231H137V232H140ZM147 232V231H145V233L147 232L148 234H150V233H153V232ZM14 232V231H13ZM25 232V233H26ZM37 231H35V233H36ZM37 232V233H38ZM48 232V233H49ZM56 232V234L57 235H59L58 233ZM82 233H83V231H81ZM113 232H116V231H113ZM164 232H163V235L165 236V238L166 237H170V235L169 234H164ZM248 232V233H249ZM263 232H264V230H263ZM7 233V232H6ZM24 233V232H23ZM32 233H34V232H32ZM29 234V232H28V235H29V237H30V235H33V238H34V236L36 237V238H38L37 236H40L39 234H37V236L36 235H34V234ZM45 233V232H44ZM82 233H80V234H82ZM140 233H142V231L140 232ZM146 233V234H147ZM4 234V233H3ZM11 234V233H10ZM17 235H18V233H16ZM22 234V233H21ZM20 234V235H21ZM63 234H64V232H63ZM77 234V233H76ZM156 234H158V232L156 233ZM159 234H160V232H159ZM158 234V235H159ZM252 234V235H253ZM0 235H2V234H0ZM14 235H15V233H14ZM17 235H15L16 237H19V238H23V237H21V236H17ZM27 235V233L25 234V236ZM27 235V236H28ZM62 235V234H61ZM61 235H59L60 237H62ZM138 235V234H137ZM141 235V234H140ZM202 235H203V233H202ZM263 235V236H262ZM5 235H2L1 236V240H0V243H2V244H0L2 247H3V244L4 245H6L7 246V244H8V242L13 238L11 235V238H10V236H9V238L10 239H8L7 240V237L5 236V239L7 240V243L5 242V239L3 238ZM14 236V237H15ZM27 236H26V238H27ZM45 236H47V239L50 237L49 235H45ZM49 236V237H48ZM64 236V235H63ZM146 236V235H145ZM162 236V235H161ZM161 236H158V237H161ZM164 236H163V238H162V242L164 243L165 241H164ZM28 237V238H29ZM77 237V236H76ZM141 237V236H140ZM148 237L150 238V240L148 241V240H146L148 243H150V241L151 240H153L154 238H152L151 236H146V237H144V235H143V239H145V238H147L148 239ZM154 237V236H153ZM25 238V237H24ZM36 238L34 239V241L36 242ZM40 238V239H41ZM79 238V237H78ZM160 238V239H161ZM254 238V239H253ZM4 239V240H3ZM42 239H45V237H43ZM41 239V240H42ZM47 239H45V241L43 242V243H40L39 241H41V240H37V242H36V244L34 243V241H31V240H33V239H31L30 240V238L28 239V240H30V241H28L27 240V243L28 242H30V244L32 245L33 243V245H35V246H33V247H35L34 249H33V247H27L26 246V244H25V241L24 242H21L24 246H25V249H24V247H21V246H23L22 244H20V241H17L18 242V244H20V249L21 248H23L22 249V252L23 253H25V252H27V253H32L33 255L35 254H37L38 255V253H37V249L36 248H38V247H36V245H43L44 243H46L47 242ZM51 239V237L48 239V240H50ZM53 239H55L54 237H53ZM136 239V238H135ZM139 239V238H138ZM141 239V238H140ZM139 239V240H140ZM142 239V240H143ZM155 239H157V237H155ZM154 239V240H155ZM168 239H170V238H168ZM202 239V240H201ZM19 240V239H18ZM52 240V239H51ZM49 241L50 243L52 242V241ZM70 240V239H69ZM83 240H85V239H83ZM142 240H140V241H142ZM11 241H13V239L11 240ZM11 241H10V245H11V247H12V249L13 248H15V246H13V245H16L17 247H18V245H17V242H15V243H12L11 244ZM71 241V240H70ZM69 241V242H70ZM86 241V240H85ZM156 241V240H155ZM200 241H199V243H200ZM204 241V242H205ZM14 242V241H13ZM72 242V241H71ZM87 242L89 243V240H87ZM91 242V241H90ZM152 242V241H151ZM168 242V241H167ZM6 243V244H5ZM53 243H54V241H53ZM72 243H75L74 241L72 242ZM71 243V244H72ZM79 243H81V242H79ZM157 243H159L160 244V241L159 242H157ZM163 243H161V245H163ZM206 243L204 244V245H206ZM228 243V242H227ZM29 244V245H30ZM48 244V243H47ZM52 244V243H51ZM167 244V243H166ZM202 244V242H201V245L200 246H202L203 245ZM224 244V243H223ZM28 245V244H27ZM54 245V244H53ZM74 245V244H73ZM84 244L82 243L81 244V246H83ZM102 245V244H101ZM121 245H123L124 247H125V243H122ZM164 245H165V243H164ZM234 245H230V247H233ZM5 246V248H7ZM45 246H46V244H45ZM50 246V245H49ZM99 246H100V243H99ZM126 246H128V245H126ZM130 246V245H129ZM143 245H142V243L141 244H139V247H142ZM160 246V245H159ZM208 246V245H207ZM208 246V247H209ZM228 246V245H227ZM237 246V247H238ZM1 247V248H2ZM16 247V248H17ZM46 247H48V246H46ZM45 247V248H46ZM51 247V246H50ZM50 247H48L46 250H47V253H49L48 252V249L50 248ZM74 247V246H73ZM102 247V246H101ZM138 247V246H137ZM144 247H145V245H144ZM144 247H142V248H144ZM207 247V248H208ZM236 247V248H237ZM4 247H3V249H5ZM45 248H44V250H45ZM95 248V247H94ZM97 248V247H96ZM100 247H98V249H99ZM130 248H133L132 246H130ZM252 250H251V249ZM260 248H262V246L260 247ZM3 249H1V250H3ZM7 249H10L9 248V245H8V248ZM6 249V250H7ZM12 249H10V250H12ZM19 248H17V250H18ZM19 249V250H20ZM51 249V248H50ZM141 249V248H140ZM145 249V248H144ZM213 249V250H214ZM235 249V248H234ZM240 249V248H239ZM16 250V249H15ZM41 250H43L42 248H40V249H38V252H40ZM96 250V249H95ZM142 250V249H141ZM157 250V249H156ZM230 250H232V249H230ZM236 250V249H235ZM235 250H233L232 252L233 253H235ZM13 251L14 250H12V251H9L8 250V252H9V254H8V256H10V252H12L11 254L13 255V261L10 259V260H7L8 259V257H6L7 259L5 260V262H3V260L5 259V258H3V257H1L2 258V260L0 261V264H21L20 263V258H24V257H22V256H20L21 254H15V256H14V254H13ZM100 251V250H99ZM138 251H139V248H138ZM149 251V250H148ZM214 251V252H215ZM238 251V252H237ZM237 253H239V252H241V251H243V249H241V251L240 250H238L237 249ZM245 251V250H244ZM4 252H6L7 253V251H3V253ZM46 251H42V255H43V253H44V257L43 258H45V254H46V258H47V256H48V254L47 253H45ZM111 252H113V251H111ZM150 252H151V250H150ZM155 252H157V251H155ZM154 252V253H155ZM209 252H210V250H209ZM209 252H208V254H209ZM222 252V253H221ZM245 252V254L247 255V253ZM263 252V251H262ZM41 253V252H40ZM51 253H52V251H51ZM51 253H49V254H51ZM117 253V252H116ZM211 254H212V251L210 252ZM227 253V252H226ZM229 253H230V251H229ZM231 254V255H235V257L238 255L237 253L236 254ZM31 254V255H32ZM105 253H102V255H104ZM113 253H111V255H112ZM191 254V253H190ZM193 254V253H192ZM195 254H196V252H195ZM207 254V255H208ZM240 254V253H239ZM243 253H241V255H242ZM7 255V254H6ZM11 255V256H12ZM27 256L28 258H29V260H28V262H27V264H30L31 263V261L32 262H35V258H32V259H35L34 261L31 259V261H30V257H33V255L32 256ZM41 255V254H40ZM83 255H85V254H83ZM115 255V254H114ZM113 255V256H114ZM201 255V254H200ZM202 255H203V253H202ZM213 255H215V254H213ZM245 255V257L244 258H246L247 256ZM260 255H262V254H260ZM259 255V256H260ZM64 256H66V254L64 255ZM86 256V255H85ZM105 256V255H104ZM193 257H194V255H192ZM191 256V257H192ZM208 256H210V257H212L211 255H208ZM217 256V255H216ZM226 256H228L229 257V254L227 253V255ZM225 256V257H226ZM243 256V255H242ZM49 257V256H48ZM53 257H57V256H53ZM66 257H68V255L66 256ZM66 257H64L65 258V260H63V259H61V258H59V257H57V263H59V264H67V261H66ZM87 257V256H86ZM90 257V256H89ZM88 257V258H89ZM94 256H92V257H90L89 259H90V262H91V259L93 258ZM115 257V256H114ZM196 257H198V255L196 256ZM195 257V258H196ZM206 256H204V258H205ZM209 257V258H210ZM218 257H217V259H212V258H214V256L212 257V258H210V259H212L213 261H218ZM231 257V256H230ZM249 257V258H250ZM10 258V257H9ZM12 258V257H11ZM27 258V259H28ZM43 258H42V260H43ZM45 258V259H46ZM49 258H52L51 256L49 257ZM78 257H76V259H77ZM96 258V260H98L97 259V257H95ZM44 259V260H45ZM68 259H70V257H68L67 258V260ZM75 259V257H74V259H72L71 258V260H76ZM79 259V258H78ZM104 259V258H103ZM103 259H101V261L103 260ZM209 259V260H210ZM222 259H223V257H222ZM226 259H227V257H226ZM19 260V261H18ZM26 260V258H24L23 259V261H25ZM46 260H48V259H46ZM50 261L52 260V259H49ZM60 260H63V261H60ZM93 260H95V259H93ZM96 260L94 261V262H96ZM188 260V259H187ZM196 260V259H195ZM194 260V261H195ZM205 260H208V258L207 259H204V261ZM209 260L207 261V264H208V262H209ZM212 260H210L211 261V263L213 262ZM220 260V259H219ZM224 260V259H223ZM229 260L230 261H232V259H230L229 258ZM245 260V259H244ZM53 261H55L56 262V259L55 260H53ZM64 261H66V263L64 262ZM99 261V260H98ZM97 262V263H99V264H103V262ZM104 261V260H103ZM200 261V260H199ZM215 261V263H213V264H217V262ZM221 261V260H220ZM226 260H224V262H225ZM234 261V260H233ZM232 261V262H233ZM246 261V260H245ZM247 261V262H248ZM264 261V260H263ZM2 262V263H1ZM22 262V261H21ZM46 262V261H45ZM45 262H43L42 261V263H44L45 264ZM52 262V261H51ZM51 262H50V264H51ZM55 262H52V263H55ZM72 262V261H71ZM70 262V260H69V262H68V264L69 263H71ZM94 262H92L93 264H94ZM201 262V261H200ZM222 263V262H219V263H221V264H230L229 262H225V263ZM231 262V264H233ZM246 262V263H247ZM23 263H25V262H22V264ZM42 263H40V264H42ZM49 263V262H48ZM76 264H78L77 262H75ZM74 263V264H75ZM106 263V262H105ZM138 263V262H137ZM136 263V264H137ZM198 263V262H197ZM210 263V262H209ZM262 263V261L260 262V264ZM26 264V263H25ZM39 264V263H38ZM46 264H47V262H46ZM56 264V263H55ZM73 264V263H72ZM108 264V263H107ZM198 264H206V261L203 263H198ZM235 264H238V263H236L235 262ZM243 264H245V262L243 263ZM248 264V263H247Z\"/></svg>", "mask_w": 264, "mask_h": 264}]
</instances>
